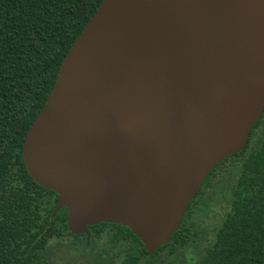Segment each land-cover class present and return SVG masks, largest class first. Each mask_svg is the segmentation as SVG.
Here are the masks:
<instances>
[{
	"label": "water",
	"instance_id": "obj_1",
	"mask_svg": "<svg viewBox=\"0 0 264 264\" xmlns=\"http://www.w3.org/2000/svg\"><path fill=\"white\" fill-rule=\"evenodd\" d=\"M264 113V0H103L22 147L75 235L170 243L213 170Z\"/></svg>",
	"mask_w": 264,
	"mask_h": 264
},
{
	"label": "trees",
	"instance_id": "obj_2",
	"mask_svg": "<svg viewBox=\"0 0 264 264\" xmlns=\"http://www.w3.org/2000/svg\"><path fill=\"white\" fill-rule=\"evenodd\" d=\"M102 1L0 0V264H264V113L244 150L213 170L153 255L120 225L88 227L86 242L69 232L65 208L52 218L58 197L29 176L22 147ZM227 180L228 210L206 240L212 224L202 223Z\"/></svg>",
	"mask_w": 264,
	"mask_h": 264
},
{
	"label": "rangeland",
	"instance_id": "obj_3",
	"mask_svg": "<svg viewBox=\"0 0 264 264\" xmlns=\"http://www.w3.org/2000/svg\"><path fill=\"white\" fill-rule=\"evenodd\" d=\"M229 188L228 180L223 182L220 191H216V201L210 205L211 213L209 214V218L203 221L202 225L205 223L212 224L211 227H205L206 230V240L211 238L213 229L219 224L221 217L224 216L225 212L228 210V202H227V189ZM203 240L202 242H204Z\"/></svg>",
	"mask_w": 264,
	"mask_h": 264
},
{
	"label": "flooded vegetation",
	"instance_id": "obj_4",
	"mask_svg": "<svg viewBox=\"0 0 264 264\" xmlns=\"http://www.w3.org/2000/svg\"><path fill=\"white\" fill-rule=\"evenodd\" d=\"M98 226V225H97ZM89 231V230H88ZM90 233V232H89ZM80 235H84V238H85V240L87 239V236L85 235V234H80ZM90 239H91V234H90V238H89V241H90ZM86 242H87V240H86ZM100 244L101 245H103L104 244V240H102V239H100ZM89 245V243H87V246Z\"/></svg>",
	"mask_w": 264,
	"mask_h": 264
}]
</instances>
